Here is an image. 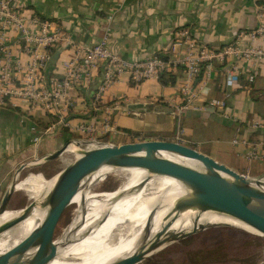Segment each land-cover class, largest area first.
Listing matches in <instances>:
<instances>
[{
  "label": "crops",
  "instance_id": "1",
  "mask_svg": "<svg viewBox=\"0 0 264 264\" xmlns=\"http://www.w3.org/2000/svg\"><path fill=\"white\" fill-rule=\"evenodd\" d=\"M262 3L264 0H15L14 4L27 15L58 20L75 42L90 44L106 36L112 52L128 60L162 53L172 61V71L166 77L174 79L163 84L158 78L150 77L134 83L123 72L94 106L91 97L100 79L98 69L92 81L70 89L72 103L66 112L70 126L45 135L37 146L32 142V125L43 130L54 115L28 112L19 99L0 105V197L22 162L73 138L81 141L108 138V143H119L116 140L119 137L125 138L122 142L172 139L191 145L248 176H264V128H253L250 123L252 118L264 119V58L240 63L243 69L255 72L253 81L247 80L242 71L239 83L229 86L217 64L206 83L194 82L197 104L225 97L229 92L228 115L218 110L180 107L183 66L176 61L186 51L185 37L180 34L184 29L212 47L222 46L238 36L242 45L264 44L261 38L249 37V32L259 23L256 6ZM240 32L243 33L239 35ZM10 34L16 36L13 31ZM176 40L179 42L173 46ZM12 44L16 56L22 60L29 58L16 42ZM74 46L60 44L54 50L60 48L55 62L50 59L47 66L49 75L61 74L63 60L75 55ZM136 102L151 103L159 109L128 107ZM106 108L111 116L108 130L103 127ZM82 121L93 122L95 130L78 132L74 126ZM40 148L44 149L43 153L38 151Z\"/></svg>",
  "mask_w": 264,
  "mask_h": 264
},
{
  "label": "built area",
  "instance_id": "2",
  "mask_svg": "<svg viewBox=\"0 0 264 264\" xmlns=\"http://www.w3.org/2000/svg\"><path fill=\"white\" fill-rule=\"evenodd\" d=\"M14 2L15 0H0V105L14 103L15 99H19L24 102V109L28 112L40 111L54 115V119L43 130L32 125V142L35 146L40 144L45 135L55 132L57 128L70 126L66 117L67 109L72 103L70 89L83 87L92 81L94 71L101 70L98 85L91 97L94 106L123 72L129 74L132 82L139 83L146 78H158L161 72L168 75L172 71V61L162 53L140 60L124 59L112 52L107 45L106 36L90 44L75 42L60 27L58 20L27 15ZM256 14L259 23L249 32V37L264 41V3L256 6ZM11 31L16 33L15 37L11 36ZM180 34L185 37L187 47L185 53L176 60L183 66V75L180 78L183 102L179 106L195 110H218L223 115H228L229 92L225 97H214L197 104L195 99L198 94L194 89V82L198 80L206 83L217 64L229 86L239 83L242 71L246 73L247 80L253 81L255 72L243 69L240 63L242 60L263 59L264 44L242 45L238 36L222 46L212 47L191 36L187 29L181 30ZM12 41L29 57L27 60L14 54ZM178 42L176 40L173 46ZM60 44H75V55L63 60V71L59 76H51L47 72V66L52 53ZM105 111L107 113L103 119V127L108 130L111 116L107 108ZM250 123L253 128H264V119L261 117L252 118ZM74 127L85 134L92 133L96 126L93 122L82 121ZM81 143L83 146H94L106 142L93 138L82 140Z\"/></svg>",
  "mask_w": 264,
  "mask_h": 264
},
{
  "label": "water",
  "instance_id": "3",
  "mask_svg": "<svg viewBox=\"0 0 264 264\" xmlns=\"http://www.w3.org/2000/svg\"><path fill=\"white\" fill-rule=\"evenodd\" d=\"M59 50L60 48L54 52L52 62L58 57ZM128 107L133 110L159 109L144 102L131 103ZM69 146L72 149H69ZM66 151L73 152V157L51 176L54 179L48 190L36 195L16 209L15 215L0 222L2 233L27 217L34 207L45 208L40 223L13 246L0 252V264H45L52 259L58 249L54 232L64 209L71 203L84 179L104 165L116 169L142 167L154 174L170 175L180 180L187 190L179 195L171 208L164 213L162 224L153 234L152 227L149 228L150 223L146 222L140 242L131 252L103 264H135L168 244L206 227L230 224L218 221L205 226L194 225L190 229H171L178 213L186 208L210 210L236 218L251 226L254 229L251 231L264 235V176H248L191 145L161 138L94 146H83L77 138L69 139L53 150L22 162L16 168L0 197V215L8 209L12 194L17 189L16 184L21 180L19 176L28 167H36ZM169 153L194 159L199 165L184 163L170 157ZM32 249L34 250L29 255Z\"/></svg>",
  "mask_w": 264,
  "mask_h": 264
},
{
  "label": "bare ground",
  "instance_id": "4",
  "mask_svg": "<svg viewBox=\"0 0 264 264\" xmlns=\"http://www.w3.org/2000/svg\"><path fill=\"white\" fill-rule=\"evenodd\" d=\"M69 149H72V147L69 146ZM168 155L192 166L199 165V162L194 159L173 153ZM112 169L116 170L115 167L104 165L84 179V182L74 194V196L78 194L80 196L79 208L74 219L68 225L67 230L56 239L58 243L56 255L45 264H103L131 252L140 242L142 234L129 237L130 235L126 233L128 226L134 225L140 219V213L137 214L136 212L146 206L154 193L165 187L158 195V207L155 213L147 219V222L150 223L149 228L152 227L151 233L153 234L163 222L162 216L164 213L157 214V210L166 208V211H168L175 199L187 190L186 186L175 177L166 174H154L142 167L120 168V170L126 171L127 177L109 194H101L100 191L93 190V185L102 180L104 175ZM53 179L52 177L45 180L42 187L34 184H29L26 187L29 190L39 189L35 194L38 195L48 190ZM262 185L264 187V182ZM112 202L111 207L106 210ZM102 203L104 208L99 210L97 204L102 205ZM44 212L45 208L34 207L27 217L0 233L1 242H9L14 238L21 240L36 224L40 223ZM16 213L17 210L4 211L0 215V222ZM98 217L100 218L96 220ZM92 219L93 222H91ZM218 221L229 222L254 230L251 226L236 218L215 211H199L193 208L180 211L170 228L173 230L190 229L194 225L205 226ZM115 227H119L120 231L112 239ZM11 229L14 230L12 235L4 237ZM107 234L106 238H101ZM9 247H5V250ZM33 250H30L29 255ZM261 264H264V262Z\"/></svg>",
  "mask_w": 264,
  "mask_h": 264
},
{
  "label": "rangeland",
  "instance_id": "5",
  "mask_svg": "<svg viewBox=\"0 0 264 264\" xmlns=\"http://www.w3.org/2000/svg\"><path fill=\"white\" fill-rule=\"evenodd\" d=\"M100 140L108 143V138H100ZM116 140L122 143L125 138L119 137ZM42 150L44 149L40 148L38 151L43 153ZM37 156H40L39 153ZM72 157L73 152L66 151L55 159L41 163L36 167H28L24 173L19 176L21 180L17 182L18 188L13 192L7 210L14 211L33 199L36 196V191L39 189L29 190L26 186L34 184L42 187V183L52 178L51 176L63 167ZM116 170L112 169L109 173L105 174L102 180L93 185L92 189L100 191L99 193L101 194L111 193L114 188L120 185L127 177L125 170ZM163 189L151 196L148 210H144V208L141 210L140 208L136 212L137 214L140 213L141 220L139 219L134 225L128 226L126 233L130 235L129 237L143 232L147 219L151 214L155 213L158 207L157 198ZM79 202L80 196L78 194L74 196L71 203L66 206L57 223L54 238L58 239L63 232L67 230L68 225L73 221L79 208ZM112 204L113 202L110 203L106 210L109 209ZM99 205L97 204L99 210L104 208L103 203L101 206ZM166 210V208L159 209L156 213L163 214ZM91 222H93V219ZM244 228L245 227L241 225L231 223L206 227L196 233L168 244L135 264H260L264 262V235L246 228L244 230ZM13 231V229L9 230L4 237L11 236ZM119 231V227L114 228L112 239L115 238V235H117ZM107 236L108 234L101 238L104 239ZM18 241L17 238L9 242H1L0 240V252L4 251L5 247L13 246Z\"/></svg>",
  "mask_w": 264,
  "mask_h": 264
},
{
  "label": "trees",
  "instance_id": "6",
  "mask_svg": "<svg viewBox=\"0 0 264 264\" xmlns=\"http://www.w3.org/2000/svg\"><path fill=\"white\" fill-rule=\"evenodd\" d=\"M167 73L166 72H161L158 79L160 80L161 83L166 84V83H171L173 82L172 80L174 78H172L171 76L166 77ZM34 192V191H33ZM151 200V199H150ZM150 202V201H149ZM149 202L146 204V206L144 207V210H148L149 209Z\"/></svg>",
  "mask_w": 264,
  "mask_h": 264
}]
</instances>
